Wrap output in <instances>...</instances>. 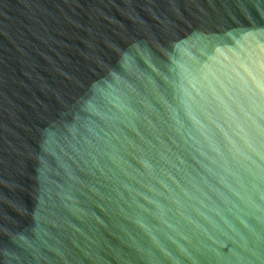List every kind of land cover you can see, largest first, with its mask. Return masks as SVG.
Masks as SVG:
<instances>
[{"label": "water", "instance_id": "1", "mask_svg": "<svg viewBox=\"0 0 264 264\" xmlns=\"http://www.w3.org/2000/svg\"><path fill=\"white\" fill-rule=\"evenodd\" d=\"M0 264H264V0H0Z\"/></svg>", "mask_w": 264, "mask_h": 264}]
</instances>
